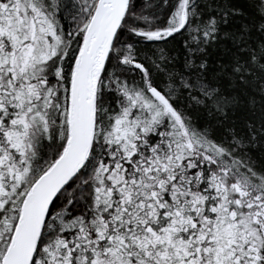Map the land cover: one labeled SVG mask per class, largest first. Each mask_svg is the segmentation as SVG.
Masks as SVG:
<instances>
[{
	"label": "trees",
	"instance_id": "trees-1",
	"mask_svg": "<svg viewBox=\"0 0 264 264\" xmlns=\"http://www.w3.org/2000/svg\"><path fill=\"white\" fill-rule=\"evenodd\" d=\"M185 1L186 21L179 27L174 19ZM97 2L48 4L63 44L49 62L44 98L33 97L0 71V159L9 158L0 168V264L26 194L68 140L72 71L88 26L80 28V21L87 16L90 22ZM13 3L0 0V11L12 13ZM151 88L182 118L198 147L196 155L187 153L182 140H173L164 116H151L146 139L135 150H121L115 127L125 108L123 98H153ZM141 116L140 123L149 122V114ZM26 120L33 125L31 141L19 136ZM156 139L160 151L175 152L174 160L183 161L174 167L159 159L174 168L175 184L187 171L185 188L174 190L153 170L155 183L148 189L159 197V206L136 187L138 167L147 163L148 152H142ZM24 142L29 146L25 153ZM214 166L264 194V0H129L100 78L89 159L55 199L32 264H192L191 259L203 264L204 222L217 228L227 198L215 190L220 192L216 184L227 174L215 181ZM225 205L240 225L234 206ZM245 246L254 249V264L264 263L263 247L242 245L235 255ZM207 257L205 263L214 260L209 251Z\"/></svg>",
	"mask_w": 264,
	"mask_h": 264
},
{
	"label": "rangeland",
	"instance_id": "rangeland-1",
	"mask_svg": "<svg viewBox=\"0 0 264 264\" xmlns=\"http://www.w3.org/2000/svg\"><path fill=\"white\" fill-rule=\"evenodd\" d=\"M52 2L54 4L55 0H14L12 13L6 14L5 11H0V71L3 74H9L12 80L28 90L35 98L42 96L44 98L48 88L46 75L50 66L49 62L56 57L63 44L61 35L57 31L54 14L48 7V4ZM86 19L87 16H85L84 21H80V28L86 24L89 25V21ZM174 21L179 27L186 21V1L179 7ZM162 33L158 32V35H162ZM43 100L46 101V99ZM155 100L158 105H156ZM123 102L125 108L121 113V117L116 120L115 130L117 129L120 134L118 139L121 142V150H124V152H128L130 149L135 150L142 138L145 141L146 129L149 130L151 116L156 119L159 116L165 117L164 126L169 125L171 127L173 135H176L173 140H182L185 150L189 151H187L189 155L193 156L199 152L198 147L191 142V138L188 136L184 121L171 108L169 103L158 100L154 95L153 98L143 99L139 94H135L134 97L126 94ZM45 103L43 105V113L46 110H44ZM156 109L157 113H154ZM144 113L150 115L147 119L149 122L140 123L139 119L143 117L141 114L144 115ZM135 115L138 116L137 119L134 118ZM24 127V134L22 132L19 136L26 141H31L33 138L31 137L33 133L31 120H26ZM156 140L158 142H156L155 146L148 145V149L146 148L147 150L144 149L145 151L142 152V155H145L146 151L148 152L146 154L147 163L138 167V171L141 172L139 173L140 178L136 187L144 192L142 193L143 195L149 196L159 206V197L149 190L152 184L155 183L154 177L150 175L157 174L153 173V170L162 174L161 180L167 182L174 190L185 188L184 183L187 171L179 173L178 184H175V178L172 177L175 176L174 168L159 159L164 157L169 161V164L178 163V167L183 165V161L180 159L178 160L179 162L174 160L175 152L160 151V139ZM22 141L20 139V142ZM28 147V143L24 142L22 145L23 153L27 152ZM161 152L162 157H159ZM8 160L7 156L0 159V168L4 167L5 161ZM125 160L129 163V158ZM213 169L217 172L216 176L218 175L216 179L213 177L215 181L223 176L220 174H227L223 179H219L222 182L216 184L217 187L218 185L222 186L220 192L218 188H215L217 194L225 193L227 198L223 197V208L217 228L210 221L204 222L207 237L202 240L203 264H254V249L251 246L241 248L238 251V255H235V252L242 245H252L258 249L264 248V205L260 204L261 202L264 203V194L262 191H256L249 184H246L241 177L230 175L225 167L218 168V166H214ZM8 171L12 172L9 168ZM157 184L161 185L160 183ZM172 192L174 191L171 190L169 194L174 195ZM229 197L236 200V202L234 201L235 203H233L229 200ZM227 201H230L236 209V213L241 219H237L240 225H237L234 221L233 213L235 211H226L227 207L225 204ZM208 251L213 254L214 260L205 263V259L208 258ZM258 261L261 262L260 258ZM190 263L198 264V261L191 259Z\"/></svg>",
	"mask_w": 264,
	"mask_h": 264
},
{
	"label": "water",
	"instance_id": "water-1",
	"mask_svg": "<svg viewBox=\"0 0 264 264\" xmlns=\"http://www.w3.org/2000/svg\"><path fill=\"white\" fill-rule=\"evenodd\" d=\"M128 4L129 0H98L73 68L68 140L61 155L28 191L1 264H32L55 199L88 161L96 129L99 80ZM133 65L145 71L142 65ZM150 92L163 99L154 88Z\"/></svg>",
	"mask_w": 264,
	"mask_h": 264
},
{
	"label": "bare ground",
	"instance_id": "bare-ground-1",
	"mask_svg": "<svg viewBox=\"0 0 264 264\" xmlns=\"http://www.w3.org/2000/svg\"><path fill=\"white\" fill-rule=\"evenodd\" d=\"M151 89H153V88H151ZM151 89H149V93H151V92H150ZM54 98H55V97H54ZM22 183H23V182H22Z\"/></svg>",
	"mask_w": 264,
	"mask_h": 264
}]
</instances>
